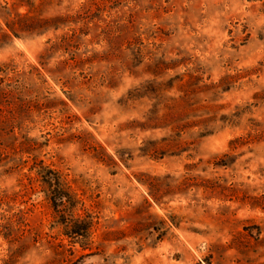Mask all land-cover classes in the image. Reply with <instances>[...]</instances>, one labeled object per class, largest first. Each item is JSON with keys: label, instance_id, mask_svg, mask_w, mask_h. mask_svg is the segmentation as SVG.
Masks as SVG:
<instances>
[{"label": "rangeland", "instance_id": "1", "mask_svg": "<svg viewBox=\"0 0 264 264\" xmlns=\"http://www.w3.org/2000/svg\"><path fill=\"white\" fill-rule=\"evenodd\" d=\"M40 167L82 264H264V0H0V264L83 255Z\"/></svg>", "mask_w": 264, "mask_h": 264}, {"label": "trees", "instance_id": "2", "mask_svg": "<svg viewBox=\"0 0 264 264\" xmlns=\"http://www.w3.org/2000/svg\"><path fill=\"white\" fill-rule=\"evenodd\" d=\"M37 176L45 200L50 206L55 228L62 231L73 245H77L83 255L69 264H82L84 257L93 256L92 246L87 243L93 229L92 220L87 215H78V201L71 190L66 187L49 167H40ZM89 251L88 255L84 252Z\"/></svg>", "mask_w": 264, "mask_h": 264}]
</instances>
